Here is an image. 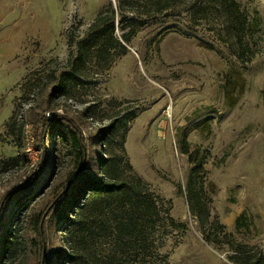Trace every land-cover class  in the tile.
Returning a JSON list of instances; mask_svg holds the SVG:
<instances>
[{
    "label": "rangeland",
    "instance_id": "obj_1",
    "mask_svg": "<svg viewBox=\"0 0 264 264\" xmlns=\"http://www.w3.org/2000/svg\"><path fill=\"white\" fill-rule=\"evenodd\" d=\"M237 2L259 21L244 40L243 61L215 18L192 24L191 6L154 12L148 4L133 12L142 25L127 43L115 14L114 35L125 49H109L108 66L91 51L79 81L49 96L93 19L108 5L116 11L117 1L0 0V204L44 161L35 185L1 204L0 233L18 237L66 184L69 141L52 131L43 154L35 144L40 118L56 112L79 127L93 176L101 175L100 158L118 169L127 162L154 196L162 220L151 237L161 264H233L227 242L208 243L201 226L214 239L228 235L264 254V0ZM229 77L233 106L224 92ZM193 203L204 211L194 212ZM71 207L67 220L54 211L47 217L42 264L45 256L46 264H70L55 253L68 251ZM13 247L7 264L22 261L20 244Z\"/></svg>",
    "mask_w": 264,
    "mask_h": 264
},
{
    "label": "trees",
    "instance_id": "obj_2",
    "mask_svg": "<svg viewBox=\"0 0 264 264\" xmlns=\"http://www.w3.org/2000/svg\"><path fill=\"white\" fill-rule=\"evenodd\" d=\"M116 11L111 5L100 11L88 28L87 35L78 43L76 53L69 56L67 68L60 71L56 84L52 86L53 93L62 92L69 82L76 84L79 81L80 68L88 61L91 51L103 60V65L108 66L106 58L108 50L114 46L125 49L124 43L114 35L115 14L119 17L120 29L123 31L122 41L127 43L142 22L133 12L139 7L152 4L154 12L167 10L184 3L191 6L190 19L192 24H198L200 19L215 18L221 23L224 42L231 48L236 58L243 61L242 56L248 53L249 47L245 38L253 34L258 28L257 17L249 20L240 8L237 0H116ZM185 32V31H181ZM185 34H192L185 32ZM82 42V43H81ZM204 46L211 48L203 42ZM241 57V58H240ZM246 60H244L245 62ZM225 96L231 100L227 102L233 106L236 96L233 95L235 86L232 78L226 79L224 87ZM241 91L238 90V93ZM42 128L39 139H35L40 151L46 150L47 136L55 131L66 141L72 154V166L66 175V184L53 195L44 209L30 214L23 225L18 237L12 232L0 233V264H7L9 257H16L13 245L19 243L23 251L22 261L16 264H41L43 244L46 238L47 217L50 213L57 212V219L66 218L64 211L74 206L72 217L66 221L65 232L67 235L68 251H56V257L63 258L70 264H158L164 257L157 254L151 231L162 220L154 196L148 191L140 177L130 173L131 166L124 162L121 169L116 167L114 161L100 158L101 175L93 176L89 171V157L87 145L79 127L66 115L53 112L50 117L40 118ZM45 154V152H44ZM43 157V156H42ZM42 160V159H40ZM37 162L36 169L20 185V190H9L5 199H12L15 195L20 199L22 192L31 189L37 180L44 161ZM21 194L19 195V193ZM80 201H78V199ZM5 199L1 204L5 205ZM77 200V201H76ZM0 204V207H1ZM194 212L201 213L204 206L193 203ZM72 208V207H71ZM58 210L60 214L58 215ZM66 212V211H65ZM67 220V218L65 219ZM172 225L173 220L170 219ZM201 225L204 222L201 220ZM203 238L211 244L227 242L230 251L228 260L233 264H264L263 252L254 247L235 243L228 235L218 240L204 231ZM10 234V235H9ZM9 237V238H8ZM11 237V238H10ZM102 249H108L107 253ZM47 252V250H46ZM46 256L44 264H46Z\"/></svg>",
    "mask_w": 264,
    "mask_h": 264
},
{
    "label": "built area",
    "instance_id": "obj_3",
    "mask_svg": "<svg viewBox=\"0 0 264 264\" xmlns=\"http://www.w3.org/2000/svg\"><path fill=\"white\" fill-rule=\"evenodd\" d=\"M32 142H33V138L30 139V143H28L29 145L27 146V150H30L32 149L31 146H32ZM33 150V149H32Z\"/></svg>",
    "mask_w": 264,
    "mask_h": 264
},
{
    "label": "water",
    "instance_id": "obj_4",
    "mask_svg": "<svg viewBox=\"0 0 264 264\" xmlns=\"http://www.w3.org/2000/svg\"><path fill=\"white\" fill-rule=\"evenodd\" d=\"M43 257H44V249H43V252H42V262H43ZM41 262V264H42Z\"/></svg>",
    "mask_w": 264,
    "mask_h": 264
}]
</instances>
